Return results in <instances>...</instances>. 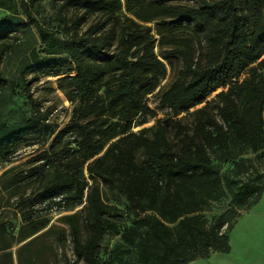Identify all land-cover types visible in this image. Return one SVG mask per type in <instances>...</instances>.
<instances>
[{
	"label": "trees",
	"instance_id": "1",
	"mask_svg": "<svg viewBox=\"0 0 264 264\" xmlns=\"http://www.w3.org/2000/svg\"><path fill=\"white\" fill-rule=\"evenodd\" d=\"M181 1L134 0L138 10L126 7L134 18L154 24L160 59L153 52L154 37L144 33L147 28L117 14L119 0H0L3 53H16L10 40L22 38L32 70L58 75L60 61H67L60 81L74 103L71 119L36 157L41 162L31 179L42 184L36 193L40 201L58 198L64 209L81 204L79 214L89 234L74 252L84 264H186L213 252L227 253L228 230L240 211L264 193V172L253 163H264V0ZM42 4L54 11L67 39L39 23L35 13ZM69 6L99 20L81 33H70L63 11ZM37 39L45 55L64 57L41 59ZM162 60L171 68L180 64L157 91L158 106L168 109L174 132L170 136L159 126L152 138H134L121 147L118 142L130 138L126 134L104 149L132 123L141 125L155 115L146 96L166 74ZM9 83L0 75V87L10 88ZM217 88L222 89L206 100ZM18 89L30 113L3 130L0 155L29 137L44 145L49 134L46 116L27 84L18 83ZM201 103L189 112V127L172 119ZM66 134L76 136L75 151L59 147ZM249 153L252 158L245 156ZM230 162L222 174L221 166ZM97 183L121 192L133 217L121 234L128 247L112 250L105 259L101 241L118 216ZM225 189L234 207L208 220L201 212Z\"/></svg>",
	"mask_w": 264,
	"mask_h": 264
},
{
	"label": "rangeland",
	"instance_id": "2",
	"mask_svg": "<svg viewBox=\"0 0 264 264\" xmlns=\"http://www.w3.org/2000/svg\"><path fill=\"white\" fill-rule=\"evenodd\" d=\"M119 1L121 9L117 14L121 16V19L126 16L147 28L144 29V33L147 36L151 35L154 37L153 52L161 59V52L157 46L159 37L155 32L154 24L152 22H141L127 11V5L132 11L138 10L133 2L134 0ZM181 2L184 3L185 1L182 0ZM145 6L150 7V4ZM63 11H66L70 33L74 30L81 33L99 20L98 15L84 14L82 8L69 6ZM35 15L39 23L59 39L63 40L69 37L63 27L58 25L54 11L48 5L42 4ZM108 25L103 29H106ZM10 43L14 46L16 53L8 54L7 51L3 53L2 49H0V75L10 80V88L0 87V135L4 129L18 123L30 113L29 103L23 94L20 93L18 83L27 84L32 96L38 102L46 116V121L49 123V134L44 145L29 137L14 151L0 155V264H84L81 259H77L74 252L75 245L83 244L89 234L83 218L79 214L81 204L71 209H64L58 206V198H54L52 201H40L36 197V193L40 190L42 184L31 179L34 169L41 162L36 160V157L49 148L56 133L67 125L71 119L74 103L68 100L63 90L64 82L60 81V78L64 76L62 72L67 67V61L63 58L59 63V72L61 74L37 72L32 70L31 66H28L30 62L27 56L23 55L22 38L12 39ZM42 47V44L37 39L36 49L41 59L64 57V55H45L42 52ZM193 47L195 50L198 49L196 44ZM162 61L166 65V74L164 78L160 79L158 86L146 96L147 103L153 109L155 115L148 117L141 125L132 123L126 133L108 140L104 149L107 145L126 134L130 138L120 140L118 145L121 147L126 146L134 138H152L153 132L159 126L164 127L166 134L168 133L170 136L174 132V124L167 114L169 113L168 109L159 108L158 106L157 91L170 82L180 64L174 62L171 68L165 60ZM246 72L247 70L240 75L239 79H242ZM72 74L73 71L70 75ZM221 89L217 88L211 95L206 97V100L210 99ZM98 93L100 97H103V89H100ZM202 104L190 108L188 114L180 113L176 118L172 119H179L182 125L189 127V121L191 120L189 112L199 108ZM59 147H62L64 151H75L76 136L73 134L64 135L59 142ZM253 155L249 153L245 156L252 158ZM253 163L260 172H264V163ZM231 166V162L223 164L221 173H225ZM82 175L86 185H90L91 180L85 170ZM48 177L49 175L45 179H48ZM97 187L102 193L105 203L112 206L114 208L113 212L118 216L111 219L110 229L101 241V258L105 259L112 250L128 247L123 243L121 234L131 226L133 217L128 212L127 201L121 192L111 191L102 183H97ZM83 193L84 195L86 194V188ZM262 196L264 198V193ZM231 207H234V205L230 201L229 192L225 189L224 195L205 207L201 213L208 220H211L219 217ZM42 222H46L43 228L21 239L23 235L30 233L33 227ZM114 230L118 232L115 233L113 232ZM115 256L117 257V255Z\"/></svg>",
	"mask_w": 264,
	"mask_h": 264
},
{
	"label": "crops",
	"instance_id": "3",
	"mask_svg": "<svg viewBox=\"0 0 264 264\" xmlns=\"http://www.w3.org/2000/svg\"><path fill=\"white\" fill-rule=\"evenodd\" d=\"M229 251L186 264H264V198L236 218L228 230Z\"/></svg>",
	"mask_w": 264,
	"mask_h": 264
}]
</instances>
